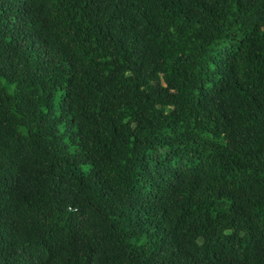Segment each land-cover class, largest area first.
Masks as SVG:
<instances>
[{
  "label": "clouds",
  "instance_id": "obj_1",
  "mask_svg": "<svg viewBox=\"0 0 264 264\" xmlns=\"http://www.w3.org/2000/svg\"><path fill=\"white\" fill-rule=\"evenodd\" d=\"M0 264H264V0H0Z\"/></svg>",
  "mask_w": 264,
  "mask_h": 264
}]
</instances>
